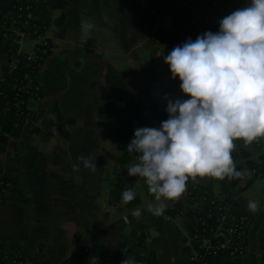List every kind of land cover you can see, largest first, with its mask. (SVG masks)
<instances>
[{
	"label": "crops",
	"instance_id": "0c3cea01",
	"mask_svg": "<svg viewBox=\"0 0 264 264\" xmlns=\"http://www.w3.org/2000/svg\"><path fill=\"white\" fill-rule=\"evenodd\" d=\"M14 2L0 0V28ZM246 3L196 0L200 34L218 31L219 20ZM46 11L52 33L50 55L38 76L43 98L31 104L27 130L10 138L0 155V186L3 180L10 185L0 190V239L9 253L21 251L34 264H77L79 248L87 245L107 264H122L127 258L140 264L137 257L150 254L159 264H191L186 192L178 199L177 215H170L169 201H156L143 178L128 176L127 169L138 160L120 164V145L109 140L103 127V122L114 120L100 111L102 88L119 76L140 89L144 117L166 118L165 94L187 97L163 55L186 40L166 45L156 39L147 0H49ZM82 18L94 24L86 42L80 40ZM165 19L172 20L169 30H174L175 19L164 18L162 24ZM10 72L0 40V80ZM235 143V164L246 165L240 140ZM249 150L258 156L259 151ZM81 156L92 158L96 170L85 168ZM75 164L78 171H73ZM251 174L247 169L239 186ZM125 178L139 194L135 207L120 203L117 190ZM258 178L254 174L248 187ZM199 179L213 189L217 183L213 177ZM144 188L148 202L142 198ZM244 194L233 193L253 220L243 264H264V203ZM249 200L258 202V212L248 209ZM161 202L167 205L164 214L154 215L150 206Z\"/></svg>",
	"mask_w": 264,
	"mask_h": 264
},
{
	"label": "clouds",
	"instance_id": "9594fccd",
	"mask_svg": "<svg viewBox=\"0 0 264 264\" xmlns=\"http://www.w3.org/2000/svg\"><path fill=\"white\" fill-rule=\"evenodd\" d=\"M93 28L82 18L81 42ZM163 56L187 98L165 94L168 118L159 127L135 129L127 150L138 154V162L127 174L143 178L156 201H174L185 193L189 179L245 176L236 168L235 142L264 138V0H247L219 20L218 31L189 37ZM79 159L85 168L96 170L92 158ZM121 195L122 203L133 201L135 187ZM166 207L163 202L150 206L157 216ZM247 207L260 210L256 200H249ZM122 264L136 262L127 258Z\"/></svg>",
	"mask_w": 264,
	"mask_h": 264
},
{
	"label": "trees",
	"instance_id": "16d2710c",
	"mask_svg": "<svg viewBox=\"0 0 264 264\" xmlns=\"http://www.w3.org/2000/svg\"><path fill=\"white\" fill-rule=\"evenodd\" d=\"M180 5H174L175 0H147L150 9L155 10L158 6H167L175 10L176 27L174 30L155 29V37L158 41L171 45L176 40H186L191 37L193 40L200 35V24L199 18L196 12V0H180ZM12 8L10 9V11ZM47 5H44L39 12L42 23L48 24L46 20ZM156 17V16H155ZM51 49V48H50ZM29 69L28 72H31ZM39 72V71H38ZM37 72V74H38ZM28 84L24 79V74H10L3 81L0 80V155L6 150L7 144L10 138L19 137L21 133L27 130L26 120L32 116L31 104L38 99L43 98V88L40 91L35 90L37 85H40L38 77H35L33 81V87H26ZM23 90H22V89ZM101 106L100 111L106 114L107 118L113 119L114 121L103 122L104 132L110 141L120 145L122 157L120 164L123 166L129 165L134 159L138 160V154L135 152H129L127 146L131 139L134 137V131L138 127H159L163 120L155 119L149 120L144 117L145 106L141 100V91L139 88H131L122 77H113L108 85L102 88L101 92ZM110 122L113 124L111 127ZM240 146L242 147L243 154L246 157V165L237 164L236 168L246 173L248 169L254 173L257 177L264 178V138L254 141L251 144L245 143L240 140ZM256 150L258 156H253V152L249 150ZM252 155V157H251ZM249 158H251L249 160ZM125 174V173H124ZM246 176V175H245ZM242 178H225L223 180L215 178L221 192L219 194L214 192V189L209 186L201 185V190H195L193 196L196 198L206 197L212 198V196L218 195L219 200H225L228 202L237 214H247L250 218L252 216L248 213L243 212L239 208V203L234 200L233 193L239 184L244 180ZM200 177L195 180L189 179L188 185L190 186L193 182L199 181ZM121 179L118 186L121 188ZM200 182V181H199ZM215 183V182H214ZM8 182L3 180L0 190L3 193L7 188ZM118 188L117 193H120ZM140 204L139 194L136 192V198L127 203L128 206L135 207ZM168 210L170 215H177L176 209H181V204L178 203L175 207ZM189 231L192 232L191 226L188 225ZM250 234L248 233V240L250 243ZM228 238L224 239H213L212 247L210 250L201 249V243L195 242L187 246V252L192 254L196 252L204 257V261L201 264H243L247 255L242 259H233L231 256V249L229 246H223L224 242ZM264 245V238L262 240ZM250 248V244L248 245ZM99 252L92 246H83L79 248L77 252V264H90L95 263L98 258ZM140 264H159L155 255L150 254L146 256H138ZM264 262V255L262 257ZM0 264H34L28 261L23 252L18 251L15 254L8 252L7 247L0 239ZM200 264V263H196Z\"/></svg>",
	"mask_w": 264,
	"mask_h": 264
},
{
	"label": "built area",
	"instance_id": "2783aa9c",
	"mask_svg": "<svg viewBox=\"0 0 264 264\" xmlns=\"http://www.w3.org/2000/svg\"><path fill=\"white\" fill-rule=\"evenodd\" d=\"M48 3L49 0H15L12 10L4 18L0 28V40L6 46L9 56L10 74H24L28 88L33 87V81L46 65L51 51L52 30L48 24L42 23L43 19L39 14L41 8ZM180 4V0H175L174 5ZM175 16V10L171 7L158 6L155 10L149 8L150 22L155 29L162 25L164 18H174L176 21ZM26 44H32V50L27 51ZM29 69L32 71L28 72ZM41 88L40 83L35 90L40 91ZM1 112L0 110V114ZM30 119L31 116L26 120V125L29 124ZM9 186V184L6 185V187ZM200 186V182L196 181L187 186L185 191L187 208L184 213L188 225L192 228V232L189 231V244L198 242L201 243V249L210 250L213 239L228 238L223 246H229L232 258H244L250 251L248 233L253 228L252 218L247 214H237L228 202L219 200L218 195L212 198H196L193 192L201 190ZM126 188L130 186L125 178L119 193L121 204H124L121 194ZM169 202L172 209L179 203L178 199ZM203 261L204 257L201 254L196 252L191 254V264H201ZM95 263L107 264L102 257L95 260ZM90 264L93 263L90 262Z\"/></svg>",
	"mask_w": 264,
	"mask_h": 264
},
{
	"label": "rangeland",
	"instance_id": "374dc122",
	"mask_svg": "<svg viewBox=\"0 0 264 264\" xmlns=\"http://www.w3.org/2000/svg\"><path fill=\"white\" fill-rule=\"evenodd\" d=\"M171 22H172L171 19H165L164 22H163V24L160 25L158 27V29H166V30H169V28H171ZM25 48H26L27 51H30L31 48H32V46L30 44H26ZM166 118H168V116ZM253 175H254V173H252L251 176L248 177V180L249 181L253 178ZM249 181L248 182H243L241 184V186H239L238 189H236L234 191V193L235 192H236V194H239L240 192L242 194L245 193L244 195L246 197H248L249 195L252 194L253 196H256L257 198L259 197L260 198V201H262L264 203V179L258 178V179H256V181L251 186L248 187ZM214 187H215L214 188L215 190H217V191L220 190V187L218 186L217 183H214ZM145 188L148 189V186L146 185ZM145 188L143 190H141V194H142V198L146 202H148L147 190ZM244 188H246V189H244Z\"/></svg>",
	"mask_w": 264,
	"mask_h": 264
}]
</instances>
